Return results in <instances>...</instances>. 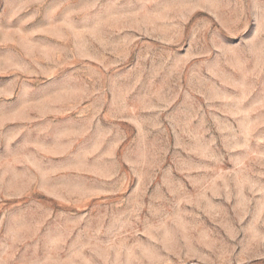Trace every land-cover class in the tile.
<instances>
[{
  "label": "rangeland",
  "instance_id": "1",
  "mask_svg": "<svg viewBox=\"0 0 264 264\" xmlns=\"http://www.w3.org/2000/svg\"><path fill=\"white\" fill-rule=\"evenodd\" d=\"M0 264H264V0H0Z\"/></svg>",
  "mask_w": 264,
  "mask_h": 264
}]
</instances>
